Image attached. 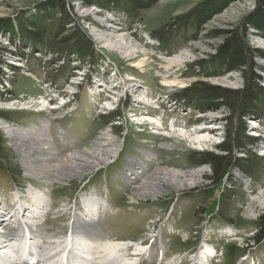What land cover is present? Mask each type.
Instances as JSON below:
<instances>
[{"label": "rangeland", "instance_id": "374dc122", "mask_svg": "<svg viewBox=\"0 0 264 264\" xmlns=\"http://www.w3.org/2000/svg\"><path fill=\"white\" fill-rule=\"evenodd\" d=\"M65 1L68 2L69 13L74 16L75 26H81L95 44L94 62H81L73 54L65 56L41 44L34 45L36 42L28 38L23 43L17 34L0 31V46L6 48L5 64L0 71V112L1 116H8H0V121H5L7 126L29 129L37 125L41 127L44 121L58 152L89 150L104 138V132L115 136L122 147L118 154L109 159V163L100 168L87 171L80 177H64L61 181L45 184L24 171L14 138L6 136L0 127L10 166L0 173V229L12 226L11 221L6 219L10 216L5 213L4 206L17 207L13 193L16 191L18 195H26L32 187L35 192H43L46 201L37 211V223H33L37 224L34 228L39 230L40 243L45 239L41 257L46 255V247H52L51 243L68 230L70 223L81 222L86 213L84 200L92 196L100 197L104 203L106 201L111 205L107 207L106 214L105 210L100 209L103 217L91 219L89 230L95 233L96 239H112L128 246L126 242L140 244L151 230L150 223L156 221V211L166 208L169 199L177 196L172 222L177 232L171 230L167 233L163 230L164 258L161 260L158 257L160 243L157 240L149 255L141 258L140 264H177L180 260L181 264H196L192 255L199 239L185 241L184 234L192 233L193 226L198 230L196 225L201 223V216L205 214V210L199 212V207L206 209L204 205L209 212L217 208L218 215L211 217V226L219 228L230 224V228L228 233L221 234L223 238L212 235L211 230L205 232L204 240L214 248L213 255L216 257L208 253L207 260L197 264H258L257 260L263 261L264 241L260 244L248 242L256 230L254 222L264 211V173L260 180L246 179L247 187L239 184L242 177L239 170L232 171L235 184L224 178L215 187L206 180L208 165L190 162L188 157L197 151L220 153L215 146L223 139L227 113L215 103L189 106L176 97L177 92L198 80L232 89L242 87L243 77L237 71L218 76L202 75L196 70L190 74L188 71L194 60L209 59V55L215 53L222 37H209V33L239 25L242 17L253 9L254 0L229 3L199 29L197 39L187 38L193 33L192 29H187L185 35L179 32L174 42L164 48L151 35V31L171 17L188 11L201 0H159L132 18L119 7H82L80 0ZM44 2L46 0H0V24L12 21L17 27L20 16L29 18L42 15L39 7ZM66 27L69 32L70 24ZM100 35L110 38L123 35L139 55L125 58L116 50L107 49L99 41ZM248 42L250 46L264 49V36L256 29L249 28ZM166 49H170V52H166ZM143 53H146L147 59L142 67H138L136 62L143 57ZM178 54L185 56V60L165 68L166 60ZM255 62L259 66L256 68L259 83L264 87V59L256 58ZM165 72L169 78L177 81L174 85L167 86L160 82V76ZM8 100L28 104L16 102L11 106L4 105ZM42 100H46V103L38 104ZM114 109H117L120 117L105 121L103 114ZM144 113L157 119L154 125L139 123L136 118ZM247 122L250 130L259 133L263 140L249 150L264 156V125L253 117ZM159 127L160 130L157 129ZM172 127L183 128L192 136L207 134V141L198 145L194 139L162 134ZM154 130H158V133ZM241 152L236 151L235 156L248 155ZM127 161L133 162L134 169L130 172L127 167L125 179L121 177L124 173L120 170L123 163L124 166L128 165ZM262 167L264 172V165ZM157 168L179 170L187 176L192 170H199L200 176L181 186L159 181L158 185L163 186L162 191L151 188L153 195L144 192L134 196L139 177L155 173ZM209 185L214 187L212 194L207 188ZM131 196L135 197L137 204H131ZM31 204L29 201L26 204L28 209L33 208L34 204ZM30 210L28 214L33 215ZM113 210L116 213L110 212ZM14 218L15 214L11 220ZM86 226L83 229L86 230ZM191 235L193 237L195 234ZM228 245L237 246L239 251L228 256L225 252ZM131 252L132 249L128 257L133 256ZM94 262L100 264L97 260Z\"/></svg>", "mask_w": 264, "mask_h": 264}, {"label": "trees", "instance_id": "16d2710c", "mask_svg": "<svg viewBox=\"0 0 264 264\" xmlns=\"http://www.w3.org/2000/svg\"><path fill=\"white\" fill-rule=\"evenodd\" d=\"M159 0H80L82 7L97 6L102 9L120 8L129 17L155 5ZM235 0H201L188 11L171 17L164 24L154 28L151 35L159 41L161 47L172 44L179 32L185 35L187 29L193 33L189 39H197L199 29L215 14L220 13L229 3ZM65 0H46L41 3L39 10L42 15L18 18L17 27L12 21L0 24V31L4 30L17 34L22 42L35 41L34 45L41 44L51 51H57L65 56L73 54L81 62H94V42L81 26H75L74 16H71ZM76 17V16H75ZM70 24V30L66 25ZM249 28L256 29L264 36V0H254L253 9L245 14L239 25L226 29H215L209 37H222L215 53L209 59H197L189 65V73L206 76H218L237 71L243 77L242 87L239 89L211 85L203 81H194L176 93L178 100H183L186 105L194 106L201 103H215L227 113L226 129L223 139L216 144L220 153L212 151H197L189 155L190 162L208 165L206 180L219 186L224 178L235 184L232 173L239 170L241 177L240 186L244 187L247 180H260L264 156L256 155L249 150L257 147L262 140L258 135L252 134L247 120L251 117L259 120L264 125V87L259 83L260 76L256 72L259 67L255 59H264V49L250 46L248 42ZM186 37V36H185ZM16 38V37H15ZM170 50V49H169ZM166 49V52H170ZM6 48L0 46V71L5 64L4 53ZM1 116V112H0ZM1 117H8L3 115ZM105 121L119 118L117 109L102 116ZM251 131V132H250ZM256 133V132H255ZM236 151H243L247 156H235ZM250 155V156H249ZM8 151L0 133V173L8 170ZM231 173V174H230ZM212 188V187H211ZM241 189V188H240ZM242 190V189H241ZM199 212L205 209L199 207ZM197 208V209H199ZM196 209V210H197ZM200 213V214H201ZM255 233L249 238L253 244L264 241V211L257 217ZM249 246V244H248ZM237 246L228 245L225 252L232 256L238 252ZM234 254V255H235ZM260 264H264L260 261Z\"/></svg>", "mask_w": 264, "mask_h": 264}, {"label": "bare ground", "instance_id": "6f19581e", "mask_svg": "<svg viewBox=\"0 0 264 264\" xmlns=\"http://www.w3.org/2000/svg\"><path fill=\"white\" fill-rule=\"evenodd\" d=\"M99 37V41L102 42L107 49L116 50L125 58H134L139 55L133 50L134 48L132 49L129 41L123 35L115 38L106 37L104 35H100ZM145 54L146 53L141 54L144 58L142 57L137 60L136 65L138 67H142L147 59ZM184 60L185 56L179 54L174 55L172 58L166 60V65L164 66L165 68H169L172 65L181 64ZM167 72L161 74L160 82L164 85L172 86L177 81L169 78L170 76ZM16 102L20 101L8 100L4 102V105L11 106ZM146 102H149V100ZM44 103H46V100H42L38 104L44 105ZM107 103L109 102L107 101ZM20 104L27 105L28 103L20 102ZM146 114L147 113L139 114L136 119L139 123L149 122L154 125V121H157V119ZM4 122L3 120L0 121V127L6 136L14 138V146L21 156L24 171L29 176L41 179L45 184H51L55 180L61 181L64 177L68 179L80 177L87 171L100 168L109 163V159L118 154L121 147V142L119 143L115 136L111 135V133L104 132V138L99 140L97 144L89 150L83 149L68 153L58 152L50 140L44 121L41 127H38V125L31 126L30 129L26 127L17 128L11 125L7 126ZM160 128L161 127L157 129L160 130ZM174 128L172 127L171 130L162 132V134L168 137L182 136V138L187 140L194 139L198 145L207 141V134L192 136L189 131L182 130L183 128ZM153 132L158 133V130H154ZM128 161L127 167L129 171L132 172L134 169L133 162L130 161L128 163ZM185 175L186 174L179 170L157 168V172H152L150 174L146 173L143 178H141L142 176L139 177V179L142 180H137L134 196L144 192L153 195L150 191L151 188L162 191L163 189L161 187L163 186L162 184L158 185V182L163 180L168 183L172 182L173 185H185L198 178L200 176V171L192 170L188 176ZM32 189V187L28 189L26 195H18L16 191L13 193V200L14 203L18 205V210L15 212V218L13 220H11V216L6 218L7 221H11L12 226L4 230L0 229V264H94V260H97L100 264H135L136 253L143 249L141 244L131 241L126 242L129 243L128 246V244L125 245L124 242H116V240L112 239L99 241L96 239L95 233L89 230L91 229L90 224L93 221L91 219H97L101 216L100 209H106L103 199L97 196H92L84 200L86 213H84L81 222H77L78 224L73 222L70 223L68 230L51 243L52 247L47 246L46 249L48 251L45 253L46 255L36 260L35 256H38V252L32 254L28 251L34 250L41 240L39 230L34 228L37 224L33 225V223H37L35 220L38 214L37 211L45 205L46 201L44 202L45 195L43 192H35ZM140 190H142V192H139ZM134 196L129 197L130 202L136 201ZM28 201L34 204L33 208H30L31 210L24 206ZM29 210L33 215L28 214ZM93 213L96 215L93 216ZM29 215L30 217L28 218ZM23 226L28 228L30 240H27L28 233L24 232L25 228ZM84 226H86V230L83 229ZM12 235H15L16 238L11 242V240H13ZM131 249L133 250V252H131L133 256L128 257L129 250ZM206 249L213 253V249L210 245H205L204 250ZM202 252L203 249L201 248L192 255L194 262H198V260L202 258ZM21 258H26V261H20ZM41 261H43V263H41Z\"/></svg>", "mask_w": 264, "mask_h": 264}, {"label": "built area", "instance_id": "2783aa9c", "mask_svg": "<svg viewBox=\"0 0 264 264\" xmlns=\"http://www.w3.org/2000/svg\"><path fill=\"white\" fill-rule=\"evenodd\" d=\"M127 172H128V171H125V174H126V175H127ZM129 173H130V172H129ZM245 187H247V181H246V185H245Z\"/></svg>", "mask_w": 264, "mask_h": 264}]
</instances>
